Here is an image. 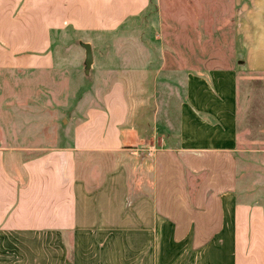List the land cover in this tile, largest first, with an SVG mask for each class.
<instances>
[{
	"label": "crops",
	"instance_id": "crops-1",
	"mask_svg": "<svg viewBox=\"0 0 264 264\" xmlns=\"http://www.w3.org/2000/svg\"><path fill=\"white\" fill-rule=\"evenodd\" d=\"M194 1L197 14L210 17L202 11L206 0ZM230 4L233 45L241 54L225 58L230 62L226 66L186 73L183 110L192 113L184 124L187 129L179 146L151 147L150 191L142 190L145 177L139 175L130 184L139 196L130 204L125 167H114V157L123 151L122 127L129 112L124 82L113 83L106 92L105 109L96 111L74 134L73 145L44 148L48 152L24 161L20 170L6 167L7 152L43 148L0 145V264H83L80 239L90 243L92 251L95 245L100 249L96 234L109 233L116 216L125 224L133 217L146 226L151 223L144 230L151 234H138L143 240L138 248L139 264H264V168H250L255 176L251 183L242 176V159L264 155V150L243 152L238 135L240 72L245 69L251 78L264 80V0H230ZM161 13V0H0V103L3 78H12L15 85L21 77L43 81L55 75L65 77V72H56L54 33L116 35L138 20L153 30L156 43L160 39L157 25L164 23ZM171 13L170 22L178 26L171 29L172 39L181 27L193 39L192 29L198 26L194 12L189 10L184 18V9L171 5ZM215 18L211 21L217 24ZM90 43L94 47L92 39ZM167 43L173 47V41ZM197 43L202 44L201 40L193 44ZM160 69H149L145 77L161 78ZM40 86L56 93L50 86ZM66 91L58 92L61 99ZM36 100L50 102L49 97ZM195 111L208 113L209 121ZM213 119L216 124L210 123ZM250 123L258 125L254 117ZM251 138L264 142L254 134ZM31 140L32 136L12 137L9 142ZM146 164V158L138 160L139 173L146 170ZM132 207L141 208L137 216L127 214ZM125 230L122 246L110 243L101 248L110 261L128 246L130 234ZM104 238L107 241L112 235ZM71 240L73 259L69 256Z\"/></svg>",
	"mask_w": 264,
	"mask_h": 264
},
{
	"label": "rangeland",
	"instance_id": "rangeland-1",
	"mask_svg": "<svg viewBox=\"0 0 264 264\" xmlns=\"http://www.w3.org/2000/svg\"><path fill=\"white\" fill-rule=\"evenodd\" d=\"M179 1L175 0L172 4L170 0H161V17L164 23L157 25L160 30V39L156 43L153 39L155 36L153 30L145 29V26L139 24L138 20L131 22L116 35L81 36L71 30L56 32L52 37L56 72L58 73V70L65 72V77L61 78L55 75V79H45L44 81L40 80L41 78L33 80L34 78L21 77L19 80L15 79V85L12 78H3L2 102L0 103L2 123L0 145L6 147L15 144V146L43 148L7 152L5 155L6 167H9L10 170L12 168L20 170L24 161L48 152L44 148L71 146L74 134L90 120L96 111L105 109L106 92L110 90L113 83L124 82L127 88L126 99L129 112L126 124L122 127L124 131L123 151L114 157V167H125L128 175V188L131 186L130 184L137 182L139 175H143L146 186L142 190H145L146 193L149 192V182L152 179L151 156H149L151 147L179 146L182 133L187 129L184 125L188 123L187 115L191 116L192 114L190 110H183V105L187 102L186 73L199 69L206 70L210 67L226 66L230 62H225V58L228 60L234 55L241 54L239 48H235L233 45L235 24L234 19L232 20L230 0H206V8H202V11H206L210 17L207 14H202V16L197 14L198 7L194 6V0ZM171 5L183 8L184 18L188 17L189 10L194 12L199 26L195 25L197 28L193 27L192 29L195 39L189 37L187 31L182 27V30L172 39L171 29H177L178 26L176 22H170L173 14ZM172 11L176 12L175 9ZM215 16L217 24L211 21ZM208 20L210 24H208ZM218 29L221 30L220 33L216 32ZM90 39L94 43L93 53L96 57L92 80L84 77L82 64L85 52L76 43L78 40L90 42ZM199 40L202 44H193ZM171 41H173V47H167L165 43L168 42L169 45ZM146 42L150 46H146ZM161 43H163V47ZM202 58H204L203 63L200 61ZM239 59L243 60L240 56ZM234 64L236 65V62ZM154 68L157 71L161 70L162 77L158 79L146 78V72L149 69L153 71ZM172 74H175L176 77H169ZM240 75L243 78L238 81L240 83L238 96L241 107L239 148L247 153L255 149L264 150V142L254 141L251 138L254 134L264 141V101L258 102V97L264 99V80L251 78L245 69L241 70ZM43 84L52 87L56 93H49L42 89L40 85ZM209 85L213 89L214 86L211 82ZM62 88L67 90V94L61 99L59 93ZM48 97L50 102L45 104L36 100ZM254 108H260L262 111L255 112ZM195 113L205 121L210 119L208 113L199 111H195ZM254 114L255 116H253ZM252 117L258 121L257 126L251 125ZM210 123L216 124V120H210ZM26 136H32L33 140L28 143L9 142L12 137L24 138ZM144 158L147 159L146 170L139 173L137 162ZM108 161L110 164V159ZM262 166L264 168V155L252 159L250 157L242 159L243 179H248V182L251 183L252 178L255 177L251 174V169ZM248 169L250 170L248 171ZM138 195L139 193H137ZM140 209L139 207L127 208V214L131 213L137 216ZM115 220L114 224L108 228L111 230L109 233L102 236L96 234L95 242L100 249H96L95 245L92 251L91 244L80 239L83 248V264H122L123 257L126 261L123 264L140 263L138 248L142 246L143 240L139 238L138 234H151L144 232L151 223L146 226L145 223L134 217L131 218V222L126 224L122 223L120 216H116ZM99 227L103 230V226ZM123 230L130 234V238L126 239L128 246L125 252H122L121 248V252L117 250L118 255H114L110 261L102 250L110 243H113L116 248L122 246V238L127 236L122 235ZM82 234L91 233L84 232ZM109 234L112 235V238L106 241L104 237L108 238ZM147 242H149V238L145 240L146 244ZM150 242L153 243V240ZM149 245L147 244V246ZM69 246L71 248L69 256L70 259H73V240L70 241ZM124 255L128 257V260Z\"/></svg>",
	"mask_w": 264,
	"mask_h": 264
},
{
	"label": "water",
	"instance_id": "water-1",
	"mask_svg": "<svg viewBox=\"0 0 264 264\" xmlns=\"http://www.w3.org/2000/svg\"><path fill=\"white\" fill-rule=\"evenodd\" d=\"M85 52V58L83 61V74L84 77L88 80H92L93 71H94V53L93 46L90 42H85L82 40H78L76 42Z\"/></svg>",
	"mask_w": 264,
	"mask_h": 264
},
{
	"label": "trees",
	"instance_id": "trees-1",
	"mask_svg": "<svg viewBox=\"0 0 264 264\" xmlns=\"http://www.w3.org/2000/svg\"><path fill=\"white\" fill-rule=\"evenodd\" d=\"M71 143H72V141H71ZM72 145H73V143H72ZM137 189H136V187L134 186V185H131L130 186V195H129V198H128V203H131L136 197H138L137 196Z\"/></svg>",
	"mask_w": 264,
	"mask_h": 264
}]
</instances>
